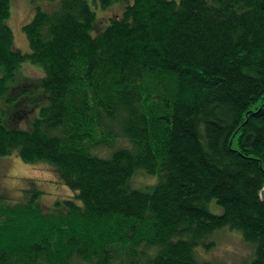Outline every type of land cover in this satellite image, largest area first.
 <instances>
[{"label":"trees","instance_id":"trees-1","mask_svg":"<svg viewBox=\"0 0 264 264\" xmlns=\"http://www.w3.org/2000/svg\"><path fill=\"white\" fill-rule=\"evenodd\" d=\"M10 1L0 96L34 108L35 82L9 85L29 60L46 102L29 129L0 121V156L49 162L73 194L47 208L34 178L18 199L0 188V264H264V0H93L123 6L95 34L90 0H52L23 25L29 52ZM223 229L251 255L205 257Z\"/></svg>","mask_w":264,"mask_h":264},{"label":"rangeland","instance_id":"rangeland-1","mask_svg":"<svg viewBox=\"0 0 264 264\" xmlns=\"http://www.w3.org/2000/svg\"><path fill=\"white\" fill-rule=\"evenodd\" d=\"M55 2L56 1L52 0L10 1V16L7 18V23L13 30L15 47L20 48L24 52L30 51L29 41L23 29V25L33 19L37 5L44 9H51ZM90 2L98 13V17L104 21V26L101 28L95 27L92 30L94 34L107 25L112 15L120 14L123 11V6L119 3L102 8L99 5H95L93 0H90ZM2 74L3 69L0 68V76ZM43 75V67L29 60L18 66L14 79L9 83L10 87L17 85L25 79H30L32 82H35L32 84L31 88L33 92L30 93L28 91L25 94H32L36 97L37 101L34 108L28 112V115L25 112L16 118L14 111L16 109V103L21 96L11 94L10 92L2 94L0 96V121L7 123L9 126H16L24 129L32 127L34 118L38 115L41 106L46 102L45 97L42 96L44 88L40 85ZM106 153L108 152L104 151V154ZM26 178H34L38 182L39 187L43 190L40 202L47 208L53 206L58 198L65 199L73 194V190L60 181L49 162H25L17 152L0 156V188L3 189V187H5L13 199H18L23 195V188L28 185L25 181ZM157 181V175L143 170L136 172L135 176L132 178V182L135 184L133 185L134 187L149 191L154 189ZM212 204L211 208L214 211H221V208L215 204L214 201ZM214 205H216V207H214ZM238 233L240 232L238 231ZM238 233L227 229L219 231L216 245L207 252L202 251V254L205 257L233 261L234 263L241 262L251 255V247L245 243Z\"/></svg>","mask_w":264,"mask_h":264},{"label":"water","instance_id":"water-1","mask_svg":"<svg viewBox=\"0 0 264 264\" xmlns=\"http://www.w3.org/2000/svg\"><path fill=\"white\" fill-rule=\"evenodd\" d=\"M262 198L264 199V190H262Z\"/></svg>","mask_w":264,"mask_h":264}]
</instances>
